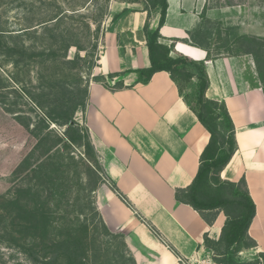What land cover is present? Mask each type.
Segmentation results:
<instances>
[{
  "label": "crops",
  "instance_id": "0c3cea01",
  "mask_svg": "<svg viewBox=\"0 0 264 264\" xmlns=\"http://www.w3.org/2000/svg\"><path fill=\"white\" fill-rule=\"evenodd\" d=\"M167 3L160 42L174 45L172 55L202 61L209 78L206 97L227 109L237 150L220 178L245 180L256 206L247 232L256 247L249 253H264V95L260 83L251 76L254 70L248 55L210 59L207 51L190 42V34L200 30L202 15L206 19L214 15L207 0ZM143 9V0H108L105 19L98 23L101 35L93 76L107 78L150 66L143 33L147 12ZM220 11L225 13L228 7ZM117 14L120 16L113 20ZM158 20V14L149 18L150 29L157 28ZM135 80L136 75L130 73L123 78L130 87L116 91L90 82L86 106L75 115L87 129L108 181L125 198L103 183L93 193L95 207L107 230L123 237L135 264H183L182 260L209 253L204 238L218 240L225 221L219 212L208 225L191 206L175 199V191L187 188L195 178L210 135L167 72L155 73L147 84H135Z\"/></svg>",
  "mask_w": 264,
  "mask_h": 264
},
{
  "label": "trees",
  "instance_id": "16d2710c",
  "mask_svg": "<svg viewBox=\"0 0 264 264\" xmlns=\"http://www.w3.org/2000/svg\"><path fill=\"white\" fill-rule=\"evenodd\" d=\"M23 1L25 0H22V2ZM93 1L94 0L83 1L80 6H72L69 2L60 4L55 0L51 2H40V6L22 4L25 12L19 29L12 31L6 30L0 26V58H2V61L4 60L2 64L5 65V62H10V65H12L14 69L26 70L27 77H30L31 68L43 71L41 72L38 70V72H36V80L39 84L37 88L39 92L36 94H29L23 91L24 97L29 100L32 105L30 106L31 112L36 114L41 129L46 131V134L40 137L37 146L45 142L46 139L53 138L52 135H54L57 141L52 146L51 151H56L62 143L64 144V148L69 149L84 138L85 161L90 163L88 159L90 156L98 158L90 142L87 129L82 128L75 120L77 111H83L86 106L90 82L101 83L107 89L116 91L130 87L125 86L123 81V78L130 73L136 75L135 84H147L155 73L164 71L169 74L170 79L176 85L179 94L182 96L183 90L180 86V81L189 83L192 79L197 78V82L195 83V107L187 102L185 97L183 98L189 109L195 114L198 121L209 133L210 137L200 155L199 168L195 178L187 188L177 189L175 191V199L179 203L191 206L200 214L208 225H212L218 213L223 212L225 221L221 228L219 239L212 240L208 236H205L204 244L212 252L213 259L216 263L236 264L233 258L230 257V250H234L235 248L238 253L241 251V248L251 249L256 247L255 241L251 239L247 233L255 216L256 206L249 195L246 182L243 178L238 182H230L220 178V173L228 165L237 150V143L234 125L225 105L206 97L209 78L204 63L202 61H194L178 53L175 55L171 54L172 52L175 53L174 45L171 44L168 46L161 43V35L159 33L160 28L164 25L166 20L168 8L167 0H143V11L147 12V20L143 28V33L150 66L148 68L110 74L107 78L115 79V82L113 86H108L104 81H101L105 78L93 76L92 71L97 66L96 62L98 57L94 60L92 58V60L89 59L90 54L87 53L85 48L80 45V42L76 40L77 34L73 24H70V22L80 21L82 27L85 28L88 33H91L92 27L91 24L88 23L85 12L88 11ZM117 1L134 3L138 0ZM2 3L3 2H0V5ZM153 14L159 15L157 28L154 30L150 29L148 21ZM119 16L120 14L114 15L113 20H116ZM203 17L204 14L202 15V19ZM99 29V25L95 24L94 31L91 34L92 39L96 43L92 46L93 52L97 50L96 41ZM200 36L199 31L194 30L189 36L190 42L207 51V58L211 59L209 47L203 44V41L199 39ZM239 40H241L242 50L235 52L230 51L228 56H252L257 77L264 95V48L261 49L259 47H264V43H259L257 37L250 35H242ZM70 48H75L76 50L72 58L68 56ZM79 52H85V56H81ZM84 68L86 69L85 71L83 70ZM82 73L87 75L89 73L91 79L84 77ZM12 81L16 84L18 79H13ZM28 81L30 80L28 79ZM5 84V86H1L2 84H0V91L4 89L16 91L13 86L9 85L10 82L6 81ZM20 96L22 95L20 94ZM219 104L222 105L221 109L223 110L226 124L225 128L227 131L221 141L217 138L215 128L207 121V119L214 120L213 115L210 114L211 106L217 107ZM201 109L206 110L205 115L201 113ZM18 113L23 114V111H19ZM207 114H209L210 117H207ZM52 125L64 128L62 137L53 134L55 131L53 130L54 128L51 127ZM31 132L34 133L35 129L31 130ZM44 157L45 155L43 154L41 159ZM68 159L74 164H78L74 161L75 158L73 156H70ZM41 161L42 160H39L38 162L40 163ZM79 162L84 165V160L82 158H80ZM34 167L36 166L33 165L31 169ZM91 167H89L87 171L96 176L93 189L87 188V182L83 179L85 173L78 170V168L70 172L71 175L74 174L75 178H77L74 187L70 180H68V185H66L69 194L72 195V200L75 202L73 206L79 207V205L86 204L88 208H92L97 222L104 230V234L110 238H115L117 236L122 238L124 255H121L123 259L121 264H127V261L130 264H135L134 259L125 246L123 237L119 234L110 233L103 224L95 207L94 199L93 201L91 200V206L89 202L86 203L88 196L91 199L90 195H92L96 191V188L103 183L101 179L102 176L98 171L99 168L93 164ZM64 168L68 169V171L70 170L68 166ZM62 174H64V169L62 170ZM107 182L111 189L125 200L117 187L110 181L107 180ZM211 182L215 184L218 189L228 188L231 192V197L210 198L208 201H204L201 197V195L204 194V186L210 185ZM230 208L233 209L234 214L229 211ZM13 209L15 212L19 211L23 214L21 218H24V215L26 216V230L31 229L33 237L39 239L41 243L37 252H34L33 248H22L23 253L27 255L33 264H110L107 261L101 263L97 260L101 259L103 256L108 257V255H115V253L111 251L110 245L103 247L100 243H97L98 237L94 234L96 227H93V223H90V226L86 221H79L78 216H74L73 220H77L76 222H73L71 218L69 220L62 218L63 222L58 221L56 218L53 220V218H50L53 213L49 214L46 208L42 207L40 204H33L32 207L29 206L26 211L21 207L19 208V206L13 207ZM212 212V215L206 214ZM84 217H86V215L82 214L83 219ZM54 225H60L63 229H61L56 237L51 238L50 230ZM147 225L155 235L160 237L153 226L149 223ZM18 226L19 225L15 223L12 224L13 228H19ZM53 229L55 230L57 228ZM92 229H94L93 232ZM63 231L64 233H62ZM20 232L21 231H19V233ZM172 250L177 254L174 249ZM258 255L260 258L264 259V253H259Z\"/></svg>",
  "mask_w": 264,
  "mask_h": 264
},
{
  "label": "rangeland",
  "instance_id": "374dc122",
  "mask_svg": "<svg viewBox=\"0 0 264 264\" xmlns=\"http://www.w3.org/2000/svg\"><path fill=\"white\" fill-rule=\"evenodd\" d=\"M43 1L51 2L52 0H25L23 1L25 3L22 0H0V2H3L0 5V26L6 30H18L22 24V17L25 12L22 4L40 6V2ZM55 1L60 4L69 2L72 6H80L86 0ZM107 2L108 0H94L88 11L85 12L88 23L94 25L91 33H88L82 27L80 21L70 22L71 25L73 24L77 34L76 40L90 54L89 59L92 58L94 60L99 54L98 44L96 52H93L92 46L96 43L92 39L91 34L94 31L95 24L105 19V15L108 12ZM207 4V7L215 11L212 19L203 17L201 20L199 30L201 36L199 39L203 41L204 45L209 47L212 58L228 56L230 51L242 50L241 40H239L242 35L255 36L259 39V43H264V0H208ZM223 7H228V11L221 13L220 9ZM100 35L101 30L99 29L97 37ZM259 47L261 49L264 48L263 46ZM75 53V48H70L68 51L69 58L74 57ZM79 53L81 56H85V52ZM248 58L253 65L252 68L255 74L251 73V76H254L256 83L259 84L254 60L250 55H248ZM3 61L0 58V84L5 86L6 81L10 82L9 85L13 86L16 91L6 89L0 91V264H33L27 255L23 253L22 248H33V251L37 252L41 243L39 239L33 237L31 229L26 230V216L24 215V218H21L23 214L19 211L15 212L13 209V207L19 206V208L21 207L26 211L33 204H40L46 208L49 214L53 213L50 216L53 220L56 218L58 221L63 222L62 218L65 220L71 218L73 220L74 216H78L79 221H86L89 225L93 223V227H96L94 234L98 237L97 243H100L103 247L110 245L111 251L115 253L113 256H103L97 261L121 264L123 262L121 255H124L122 238L120 236L115 238L107 237L97 222L92 208H88L86 204L74 207L73 204L75 202L66 188L68 180L72 182L73 187L76 184L77 178H75L74 174L71 175L70 172L78 168V170L85 173L83 179L87 182V188L93 189L96 176L87 171L92 164L99 168L98 171L102 176L103 183H108L99 159L95 156H90L88 157L90 163L85 161L84 138L69 149L64 148L62 143L56 151H51L52 146L57 141L54 135H52L53 138L46 139L45 142L37 146L40 137L46 134V131L41 129L36 114L31 112L30 106L32 105L24 97L23 91L29 94L39 92L36 72L40 69L31 68L30 77H27L26 70L14 69L10 62H5V65H3ZM83 70L85 71L86 69L84 68ZM40 71L43 72L42 70ZM82 75L91 79L89 73L88 75L82 73ZM13 79H18L16 84L12 81ZM101 81H104L108 86H113L115 79L105 78ZM196 82L197 78L192 79L189 83L180 81V86L183 90L182 96L193 107H195ZM221 106V104L217 107L211 106L210 114L213 115L214 120L207 119L215 128L219 141L227 133ZM19 111H23V114H19ZM201 113L205 115L206 110L201 109ZM208 116L209 114H207ZM51 127L55 131L53 134L62 137L63 127L55 125ZM81 127L84 128L83 125ZM33 129H35L34 133L31 132ZM43 154L45 157L41 159ZM70 156H73L75 158L74 161L78 164H74L69 160ZM80 158L84 160V165L80 164ZM39 160L42 161L39 163ZM33 165L36 167L31 169ZM65 166H68L70 170L68 171V169L64 168ZM63 169L64 174H62ZM230 193L228 188L218 189L211 182L210 185L204 186V194L201 197L204 201H208L210 198H230ZM90 196L91 199L88 196L86 203L89 202L91 206V200L93 201L94 195ZM229 211L234 214L232 208ZM220 213L224 216L223 212ZM82 214L86 215L84 219ZM206 214L212 215L213 212ZM76 221L73 220V222ZM13 223L19 225V228H13ZM59 226L54 225L53 228L57 229L54 230L52 228L50 230L51 238L56 237L63 229V227ZM19 231L21 232L19 233ZM93 231L94 229H92ZM37 234L39 235L38 231ZM236 251L235 248L230 250V257L233 258L236 264H264V259L260 258L258 254L251 255L249 249L241 248L238 253ZM183 262L190 264L188 260ZM214 262L216 261L214 260ZM127 264L130 263L127 261Z\"/></svg>",
  "mask_w": 264,
  "mask_h": 264
},
{
  "label": "built area",
  "instance_id": "2783aa9c",
  "mask_svg": "<svg viewBox=\"0 0 264 264\" xmlns=\"http://www.w3.org/2000/svg\"><path fill=\"white\" fill-rule=\"evenodd\" d=\"M184 261V260H182ZM190 264H218L216 262H214L213 260V254L211 251H209V253H207L205 256L203 257H197L195 259L192 260H188ZM183 264H185L183 262Z\"/></svg>",
  "mask_w": 264,
  "mask_h": 264
},
{
  "label": "bare ground",
  "instance_id": "6f19581e",
  "mask_svg": "<svg viewBox=\"0 0 264 264\" xmlns=\"http://www.w3.org/2000/svg\"><path fill=\"white\" fill-rule=\"evenodd\" d=\"M234 162H235V161H233V163H234ZM233 163H231V164H233ZM221 222H222V217H220V219H219V221H218V223H217V227L220 226Z\"/></svg>",
  "mask_w": 264,
  "mask_h": 264
}]
</instances>
